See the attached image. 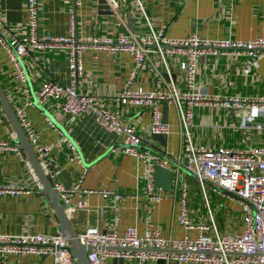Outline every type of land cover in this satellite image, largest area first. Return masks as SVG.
Returning <instances> with one entry per match:
<instances>
[{
	"label": "crops",
	"instance_id": "0c3cea01",
	"mask_svg": "<svg viewBox=\"0 0 264 264\" xmlns=\"http://www.w3.org/2000/svg\"><path fill=\"white\" fill-rule=\"evenodd\" d=\"M71 1L38 0L39 35H67L66 9ZM79 2L75 17L76 35L80 38H113L120 34L137 36L146 34L149 25L153 30L163 27L164 35L172 39H183L192 34L207 40L250 42L264 39V0H140L143 15L133 0L120 1L114 12L101 10L98 0ZM25 35V0H0V38L9 41ZM66 57V50L61 48L30 50L19 62L24 74V82H20L14 79L11 62L0 47V87L13 113L18 107L24 108L26 118L37 134L36 144L31 146L36 158L37 147L52 145L60 138L66 139L72 146L70 149L67 144H61L52 148L48 155L54 183H58L63 189H69L82 176L79 189L93 192L84 195L85 207L82 209L76 207L78 192L68 196L69 209L65 214L72 232L79 236L94 229L99 233L114 231L121 235L126 227L133 226L137 235L141 236L146 228V218L152 230H158L162 237L173 240L184 237L193 239L197 234L195 227L209 226L210 220L220 235L239 232L241 225L238 219L234 227L230 223L219 225L205 197L206 189L224 200L227 213L229 207L237 209L235 200L216 192L208 184H204L201 189L192 176L179 169L175 185L171 181L168 190H155L161 200L152 205L144 196L143 182L137 179L135 160L121 153L124 148L122 136L103 130L90 116L66 117L60 112L57 101L46 100L39 104L46 115L33 105L32 99L44 83L51 81L61 86L69 83ZM242 59L240 54L199 58L193 91L209 97L264 98V58L255 60L247 75L240 71ZM183 63V57L175 56L166 59L164 67L158 56L151 54L129 89L158 92L171 82L178 92H184ZM132 69L133 60L125 52L109 54L105 50L85 49L81 53L77 91L92 97L98 106L115 109ZM120 111V124L134 128L135 134L142 141L141 149L170 158H175L180 153L178 122L172 105L168 106L165 116L168 134L164 146L151 139L147 109L126 105ZM241 114L242 112L208 104L194 105L189 129L191 145L208 151L218 148L249 151L264 147V115L255 120L263 129L239 130L237 125ZM45 118L54 125V129L46 124ZM0 142L18 149V143L1 107ZM21 157L23 162L18 160L14 151L0 150V185L26 190L16 196L0 195V234H59L55 213L47 199L40 194V185L25 155L21 154ZM171 169L176 168H167ZM181 178L184 183L183 196L178 185ZM187 178L198 184L202 194L198 211L194 210L193 202L186 194L184 179ZM106 190L118 194L119 201L112 203L110 199H103L97 193ZM181 204L186 218L194 226L191 229H184L178 224ZM201 204L206 211L205 218L201 216ZM238 211L240 213L239 209ZM203 234L210 235L211 230L208 229ZM103 263L136 264L134 260L115 258H107ZM0 264H51V260L49 257L32 255H4L0 256ZM145 264L176 262L150 260Z\"/></svg>",
	"mask_w": 264,
	"mask_h": 264
},
{
	"label": "built area",
	"instance_id": "2783aa9c",
	"mask_svg": "<svg viewBox=\"0 0 264 264\" xmlns=\"http://www.w3.org/2000/svg\"><path fill=\"white\" fill-rule=\"evenodd\" d=\"M103 1L108 10L114 12L118 8V3L123 0ZM133 1L143 15L140 0ZM79 5V0H72L66 9L68 22L66 36H47L39 35L37 31L38 0H25L26 35L9 41L0 38V47L11 62L14 79L24 82L19 62L30 50L49 48L66 50L69 83L66 86L51 81L44 83L36 94L37 103L42 104L46 100L57 101L60 104V112L66 117L90 116L103 130L122 136L124 148L121 153L135 160L138 168L136 176L143 182L144 196L148 203L158 204L161 200V196L155 193L154 169L156 167L167 169L173 164L176 169L170 171L173 173L174 185L178 180V170L181 169L192 176L201 189L204 184H208L216 192L235 200L240 210L241 225L239 232L220 235L210 220L209 226L195 227L197 234L193 239L184 237L180 240L162 237L158 230L151 229L148 218L141 236L137 235L133 226L126 227L121 235L114 231L99 233L94 229L87 230L77 236V240L82 245L92 248L86 254L88 264H104L107 258L134 260L136 264H145L150 260L174 261L176 264H264V147L249 151L231 148L208 151L193 147L189 138L191 109L196 104H208L242 112L238 119L239 130L263 129L255 120L264 115V98L209 97L193 89L195 68L199 58L240 54L243 58L240 71L247 75L255 60L264 58V39L250 42L207 40L194 34L183 39H172L164 35L163 27L153 30L149 25L146 34L137 36L120 34L113 38H80L76 35L75 17ZM88 48L105 50L109 54L125 52L133 60V69L119 95L115 109L98 106L92 97L77 91V79L81 73V53ZM151 54H156L164 67L166 59L175 56L184 58L183 77L186 88L184 92H178L171 82L164 90L158 92L129 89ZM126 105L147 109L150 116L149 134L165 136L168 134V127L162 121V107L172 105L177 116L180 153L175 158H170L141 149L142 141L135 134L134 128L120 124V108ZM14 115L28 143L31 146L35 145L37 134L27 120L24 108H16ZM45 121L50 128H55L47 118ZM61 144H67L72 149L66 139L60 138L52 145L37 147V159L44 174L52 181L53 189L58 193L62 203H67L68 196L78 192L76 207L82 209L85 207L84 195L93 193L79 189L82 176L69 189H63L58 183L53 182L54 175L49 168L48 155L52 148ZM1 149L14 151L18 160L24 161L18 149L0 142ZM180 190L183 196L184 183H181ZM24 192L26 190L21 187L0 185V195L16 196ZM97 193L103 199H110L112 203L120 199L113 191ZM177 221L184 229L194 227L186 218L182 204ZM208 229L211 230V234H203ZM159 250L174 253H159L157 252ZM4 255L49 257L51 264H75L69 254L68 241L60 234L18 236L0 234V256Z\"/></svg>",
	"mask_w": 264,
	"mask_h": 264
},
{
	"label": "water",
	"instance_id": "95a60500",
	"mask_svg": "<svg viewBox=\"0 0 264 264\" xmlns=\"http://www.w3.org/2000/svg\"><path fill=\"white\" fill-rule=\"evenodd\" d=\"M98 4L100 9L103 11L108 10L107 6L104 4L103 0H98ZM33 105L41 110L44 115L46 112L41 108V106L37 103L35 97H33ZM0 107L9 122L10 129L13 132L16 142L18 143V151L20 154H24L26 157V161L29 163L34 176L36 177L37 182L40 185V194H42L47 201L49 202L52 210L55 213V217L59 223L58 231L59 234L68 241V249L69 254L72 258V261L75 264H88L86 254L92 248L89 246L82 245L78 240L77 236L72 232L70 229L65 212L69 209L68 203H60V198L58 193L53 189L52 181L47 178V176L42 171L39 162L36 158L35 153L33 152L31 145L28 143L25 134L23 133L22 129L20 128L17 119L13 111L11 110L7 100L2 92L0 87ZM168 106L162 107V121L165 123V116L167 112ZM58 127V126H57ZM61 129L60 127H58ZM151 139L157 141L161 146H164L166 136L165 135H151ZM174 167L173 164H170ZM172 181V173L170 170L163 169L156 167L154 169V187L156 189L168 190L170 183ZM108 250H118L116 248H108ZM159 253H174L173 251L169 250H159Z\"/></svg>",
	"mask_w": 264,
	"mask_h": 264
},
{
	"label": "rangeland",
	"instance_id": "374dc122",
	"mask_svg": "<svg viewBox=\"0 0 264 264\" xmlns=\"http://www.w3.org/2000/svg\"><path fill=\"white\" fill-rule=\"evenodd\" d=\"M183 80H184V77H183ZM184 180H185L186 194L188 195V198H191V201L193 202L194 210L198 211V203L200 204L202 200V194L199 192L198 184L191 178H187ZM182 182H183L182 178L179 179V182H178L179 187ZM205 197L211 207L212 215L213 217L217 218L219 225L222 226L225 223L227 224L230 223V225L234 227V225L237 224L236 219L239 220L240 218V213L238 211L239 206L237 207V209H232L229 207L228 208L229 213H227V206L224 204V200L220 199L209 189H206ZM201 208H202L201 216L204 217L206 211H204L202 204H201Z\"/></svg>",
	"mask_w": 264,
	"mask_h": 264
}]
</instances>
